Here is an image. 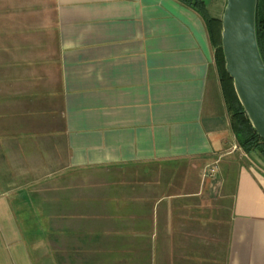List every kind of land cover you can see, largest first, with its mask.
Instances as JSON below:
<instances>
[{"label": "crops", "instance_id": "obj_1", "mask_svg": "<svg viewBox=\"0 0 264 264\" xmlns=\"http://www.w3.org/2000/svg\"><path fill=\"white\" fill-rule=\"evenodd\" d=\"M0 264H264V162L194 9L0 0Z\"/></svg>", "mask_w": 264, "mask_h": 264}, {"label": "water", "instance_id": "obj_2", "mask_svg": "<svg viewBox=\"0 0 264 264\" xmlns=\"http://www.w3.org/2000/svg\"><path fill=\"white\" fill-rule=\"evenodd\" d=\"M258 0H226L221 14L225 69L252 127L264 141V61L256 37Z\"/></svg>", "mask_w": 264, "mask_h": 264}, {"label": "trees", "instance_id": "obj_3", "mask_svg": "<svg viewBox=\"0 0 264 264\" xmlns=\"http://www.w3.org/2000/svg\"><path fill=\"white\" fill-rule=\"evenodd\" d=\"M194 9L203 19L211 45L214 48V62L219 76L223 99L229 115L230 127L238 145L246 153H255L264 162V141L252 127L235 93L232 78L225 69L221 47V17L212 16L205 0H178ZM256 37L264 61V0H258L256 11Z\"/></svg>", "mask_w": 264, "mask_h": 264}, {"label": "rangeland", "instance_id": "obj_4", "mask_svg": "<svg viewBox=\"0 0 264 264\" xmlns=\"http://www.w3.org/2000/svg\"><path fill=\"white\" fill-rule=\"evenodd\" d=\"M208 1H209V3H210L209 5H214V4H216V1H217V0H208ZM222 1H223V0H222ZM223 4H224V2H222V6L218 7V8H219V9H218V14H219L218 16H219V17H221V14H222V10H223V7H224Z\"/></svg>", "mask_w": 264, "mask_h": 264}]
</instances>
